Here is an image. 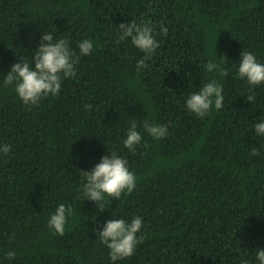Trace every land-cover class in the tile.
I'll use <instances>...</instances> for the list:
<instances>
[{"label":"trees","instance_id":"16d2710c","mask_svg":"<svg viewBox=\"0 0 264 264\" xmlns=\"http://www.w3.org/2000/svg\"><path fill=\"white\" fill-rule=\"evenodd\" d=\"M133 19L150 22L159 42L140 72L145 53L119 41V24ZM46 31L69 42L76 75L62 78L59 95L25 105L2 80ZM84 39L89 55H80ZM243 50L264 64V0H0V144L11 147L0 153V264H113L97 230L135 217L139 243L114 264H259L264 136L254 126L264 121V84L236 76ZM213 80L223 107L200 118L186 100ZM146 119L167 136H149ZM132 121L142 135L135 152L123 144ZM111 151L136 186L106 196L100 211L83 196L78 169ZM60 204L72 208L63 235L48 226Z\"/></svg>","mask_w":264,"mask_h":264},{"label":"clouds","instance_id":"9594fccd","mask_svg":"<svg viewBox=\"0 0 264 264\" xmlns=\"http://www.w3.org/2000/svg\"><path fill=\"white\" fill-rule=\"evenodd\" d=\"M119 41L131 38L132 44L145 53V57L137 62L136 71L140 72L149 65L146 60L150 59L159 47V42L155 39L153 28L150 22L137 23L133 19L130 23L119 24ZM162 33L167 36L168 28L161 26ZM80 55H89L93 50V42L84 39L79 42ZM75 57V59H74ZM79 62V57L71 51L69 42L63 38L54 39L50 32H45L41 37L38 48L35 49L31 57L21 56L20 62L14 63L8 74L3 77V86H15L18 98L25 105H37L40 100L49 95H59L62 78H71L76 75L75 65ZM35 65L33 69L32 65ZM218 65L209 61L205 66L208 72L214 71ZM227 74V73H224ZM239 79H246L253 88L264 84V64L257 61L256 56L248 51H242L239 60V67L236 73ZM222 87L215 81L204 84L198 92L190 94L186 100V107L191 112L204 118L213 107L217 110L223 107ZM248 101L255 102V95H248ZM91 108V105H88ZM137 123L132 121L128 129L124 147L136 151V146L141 144L142 135L137 130ZM255 131L258 136H264V121L255 124ZM144 131L155 139H163L167 136L166 125H158L149 120L143 122ZM147 145H145L146 147ZM11 147L8 144H0V153L9 154ZM252 155H259V149L252 146ZM128 162L119 156L115 151L110 155H104L90 171L78 169L80 178L83 181L81 191L85 199L96 202L100 211H103L107 201L105 197L120 199L122 193L130 194L136 186V177L128 168ZM72 208L60 204L55 213L51 215L48 226L55 233L63 235L67 216L71 215ZM142 228V218L135 217L131 222L120 218L109 219L97 230L99 240L107 246L111 260L130 257L134 254L136 245L139 243L137 233ZM256 258L259 264H264V249H256ZM7 259L15 258L16 253L10 251L6 254ZM247 264V262H245Z\"/></svg>","mask_w":264,"mask_h":264}]
</instances>
